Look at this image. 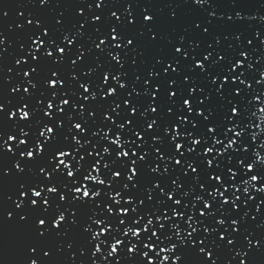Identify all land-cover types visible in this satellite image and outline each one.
<instances>
[{
  "label": "snow or ice",
  "instance_id": "6c2138e0",
  "mask_svg": "<svg viewBox=\"0 0 264 264\" xmlns=\"http://www.w3.org/2000/svg\"><path fill=\"white\" fill-rule=\"evenodd\" d=\"M0 264H264V2L0 4Z\"/></svg>",
  "mask_w": 264,
  "mask_h": 264
},
{
  "label": "water",
  "instance_id": "95a60500",
  "mask_svg": "<svg viewBox=\"0 0 264 264\" xmlns=\"http://www.w3.org/2000/svg\"><path fill=\"white\" fill-rule=\"evenodd\" d=\"M260 2H264V0H260ZM15 0H0V4H7L9 6L14 5ZM13 17L10 15L9 20H11Z\"/></svg>",
  "mask_w": 264,
  "mask_h": 264
}]
</instances>
